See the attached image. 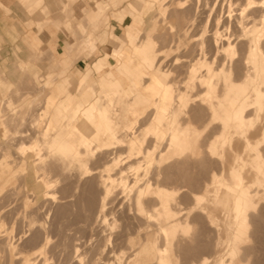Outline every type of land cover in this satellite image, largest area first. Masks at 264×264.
Returning a JSON list of instances; mask_svg holds the SVG:
<instances>
[{
    "label": "bare ground",
    "instance_id": "obj_1",
    "mask_svg": "<svg viewBox=\"0 0 264 264\" xmlns=\"http://www.w3.org/2000/svg\"><path fill=\"white\" fill-rule=\"evenodd\" d=\"M232 3L228 1L227 7ZM238 10L234 18L238 33L233 32L236 34L231 33V36L229 33L226 45L222 43L223 46L218 47L221 50H200L199 58L190 54L193 51H186L189 54L184 59L180 56V61L176 57L166 70L159 62L170 50L158 56L147 39L141 46H134V52L139 56L136 65L131 64L130 58L122 60L119 47L107 48L97 54L95 43L89 44L80 53L82 56L95 54L94 64L93 67L83 68L80 77L76 76L75 91L69 90V74L66 73L71 64L52 66L54 68L49 74L52 79L43 82L42 86H53L54 90V78L59 76L61 81L57 84L55 97L50 98V104L45 108L42 129L37 132L38 136L30 132L25 134L28 136V144L22 141L15 149L23 163L26 162L24 154L32 153L33 176L41 186L44 199L50 198V189L55 181H51L49 172L59 170L61 176L57 172V179L58 175L63 176V179L70 178L67 174L72 176L71 198L75 199L71 204L59 206L60 218L66 216L70 208L79 209L84 215L89 212V219L86 218L88 224L81 227L76 225L80 227L78 232L84 235L77 238L78 244H73L70 254H65L63 264H113L110 259L115 261L114 264H208L211 258L213 264H236L240 260L239 251L247 250L246 245L244 248L241 245L249 240L251 231L256 235L255 229L251 228L257 224L255 220L251 224L250 220L257 209L259 194L264 193V148H260L264 142V128L258 131L255 127H259L257 119L264 112V0H242ZM227 12L226 19L229 21L231 14L229 10ZM85 25L79 22L76 33L72 34L73 42L64 41L68 48L63 55L55 56L54 53L55 59L61 60L71 54L78 48L76 45L81 38L85 44L89 43V38L83 35ZM214 39L217 48L219 42L216 37ZM126 40L131 41L128 36ZM241 46L244 50H238ZM105 53L113 58L114 63L107 61L105 64L98 60ZM52 58L50 61L58 65L57 60ZM144 75L148 78L147 82L144 81ZM102 77L105 83L100 81ZM149 110V119H145L147 122L144 124V117L140 121L143 123L139 122L141 126L136 129L139 117ZM16 116L23 118L22 113ZM39 120L34 117L32 125H38ZM4 125V135L10 133L13 139L19 134L20 138H25L18 129V132H11ZM250 132H259L260 140L252 142ZM237 143L241 144V153L234 148ZM120 147L128 149V152L124 150L128 153V159L133 156L139 158L138 163L133 161V166L124 167L133 171V179L125 178V169H121V166L118 168L121 157H117L114 150ZM113 154L116 156H113L112 162H106L100 168L89 167L90 161L98 156L110 159ZM180 188L184 191L181 199H192V206L183 214L184 219L176 216L174 208L178 203H175V193ZM67 196L70 197V192ZM110 206H113L112 210ZM118 206L126 220L132 222L134 218L138 219L135 221L138 222L136 230L133 227L137 231L135 236L127 233L131 228L129 224L130 227L123 226V232L129 235L121 243L124 246L120 244L123 247L110 233L106 236L104 231V228L116 223L111 215ZM220 209L229 216V221L223 223V226L214 212ZM79 216L72 218L71 222L85 223L81 219H85L88 214L80 219ZM33 222L37 223L31 218L29 223ZM32 225L29 226V232ZM39 227L44 233L43 240L36 242L39 245L28 252L18 250L19 243L9 239L7 264H46L47 258L44 255L48 254L46 247L49 237L47 228L42 224ZM97 227L103 230L98 231ZM87 229L92 231V235H88ZM7 230L9 234L12 226ZM134 230L130 232L135 234ZM119 233L120 240L122 230ZM93 236L96 238L93 239ZM178 236L181 240L185 239L187 244ZM177 237L180 241L176 242ZM32 239L34 241L36 237ZM159 241H162L161 245ZM224 245L227 249L226 260L220 256L218 249ZM39 257H42L41 263L38 262ZM13 259L17 261L14 263Z\"/></svg>",
    "mask_w": 264,
    "mask_h": 264
},
{
    "label": "rangeland",
    "instance_id": "obj_2",
    "mask_svg": "<svg viewBox=\"0 0 264 264\" xmlns=\"http://www.w3.org/2000/svg\"><path fill=\"white\" fill-rule=\"evenodd\" d=\"M126 1L127 0H125V3L123 6H125V4L126 5L128 4V2H126ZM131 1L136 3V6H139L140 4H142V0H131ZM228 1H232L233 3L227 7ZM139 2H140V4H137ZM236 2H239V3H236ZM146 3H148V2H146ZM241 3H242V0H235V1H233V0H161L159 4H155L153 7H151V10L149 12L146 11V5H145L144 8L141 10V14L143 16V23L141 25V30L145 31V29H149L151 27V25H152V27L148 30V32L145 35L142 34V37H143V35L145 37H146V35H151V37H149V38L143 37V38H140L139 40H134V39L132 40L129 32L127 34L126 33L123 34L122 29L125 28V26L123 24H122V28L120 26L118 28L119 31H122L121 34H119L118 30L112 31L111 30L112 27L109 25L107 18H106V15H105L106 10H104V8L101 5L96 4V10L93 12V14L105 17L106 20L104 19V22H105L104 26L108 27V29L111 30V33H110V31L107 33V37H108V34L110 33V37H109V41H107V45L110 44L111 46L110 45H108V46L102 45L101 47H97V54H99V53L101 54L107 48L111 49L112 47H115V48L119 47L118 48L119 54L122 57V60L130 58L131 64L136 65V63L139 59V56L134 52V50H135L134 46H137V47L141 46L142 43L147 39L146 41H149L152 44V47H153L152 50L157 51L158 56L161 55L160 54L161 52L166 51V50H170L167 55H164V57H161V58L158 57V60H159V58L161 59V61L159 62V63H161V67L163 66L164 70H166L167 67L170 68L169 66L171 65L172 61L174 59H176V57L178 59L180 58V61H181V57H182V59H184V57L187 54H189L187 52L193 51L190 54H192L193 56L195 55L194 57L199 58L200 53H201L200 50H205V51L208 49L209 50H213V49L214 50L215 49L221 50V49H218V47L219 46L222 47L223 46L222 43H224V45H226L225 43L227 42V39L229 37V33H230V36H231V33L233 34V32L238 33V29H237L236 25L234 24L235 23L234 18L237 16V14L239 12L238 8H239ZM162 7H163V10H162V13L160 15L158 9L162 8ZM112 8H116V7L110 5L109 8H107V10L111 11ZM232 9H233V11H232ZM228 10H229V14H231V18L229 21H228V19H226L228 16V12H227ZM118 12H119V10H114L111 14L116 15ZM221 15H223V16L221 17ZM218 17H220V18H219V22L217 23ZM206 18L208 21L206 20ZM85 19H86V16H85ZM128 19L129 18H127V20H125V23L128 22ZM63 24L66 26V23H62L61 25L60 24L57 25V27L58 28H60V26L63 27L64 26ZM227 25L229 27L225 28V26H227ZM65 26L63 27V29L66 32L67 37H64V39L67 41L69 39L73 40L72 34L74 32L76 33L77 30L74 27L69 29V28H65ZM78 26H79V24H78ZM248 26H250L249 23H248ZM85 27H86V25H85ZM93 31H94L93 29L88 30V31L85 30L83 33V35H86L87 37H89V43L88 44H85L84 39L81 38V40H79L80 41L79 43L76 41L77 42L76 46L78 48L80 46H82L84 49L89 44L92 45V43H95V40L92 39V32ZM62 32H63V30H62ZM65 32H63V33H65ZM214 33H215V36H214ZM216 34H218V35L216 36ZM234 34H236V33H234ZM126 36L130 37L131 41L128 42V40H126ZM211 36H213V37H211ZM214 37H216L218 39V42H219L217 44V48H215V46H214V40H215ZM219 37H220V39H219ZM210 39H212L213 43ZM220 41H221V43H220ZM115 42L119 43L120 45H118L117 47L113 46V45H115ZM197 42H198V44H197ZM240 43H243V42H240ZM66 48H68V46L65 47V45H63L61 52H59L57 54H54V52H53L52 55L50 54L48 57L49 60L52 58L53 54L55 56L63 55L65 53ZM75 49H74V51H75ZM239 49L244 50V47H242V46L238 47V50ZM67 50H69V49H67ZM196 50L198 52H196ZM79 51L81 52L82 50H79ZM67 52L68 51H66V53ZM60 53H62V54H60ZM105 54L103 55L104 59L102 57V58H99L98 60H100L102 63H105V64L107 63V61L111 64L114 63L113 58H111L108 54H106V55ZM127 54L129 56H127ZM93 55L94 54H92L89 58H87L86 62L90 61L94 57ZM55 56H53L52 59L57 60V59H55ZM82 57H83L82 55L78 56L77 58H75L72 61V63L76 59H79ZM85 57H87V56H85ZM93 60H94V58L90 61V63L86 64L84 68L93 67V64H94ZM51 62H52V60H51ZM54 62H52L53 63L52 66H60V67L66 66L63 63H61V60L59 58L57 60L58 63L56 62V64H58V65H54L55 64ZM52 66H51V64H49L46 61V70H45L46 74L39 75L38 77H35V78L34 77L33 78L27 77L25 82H23L22 84L20 83V84L15 85V86L14 85L13 86L9 85L8 87H4L3 85H2L3 87L0 86V170H1L0 171V253H1L0 254V264H7V262H6L7 257H8L7 243H8L10 238H11L10 241H14L15 243L17 242V244L19 243L18 244L19 247L17 246V248L20 251L24 252V250H25V252H28V251L32 250L33 247H34L33 249H35L36 246L39 245V244L36 245V242L40 243L43 240V234L44 233L41 231L42 230V229H40L41 227H39L41 224L47 228L46 233L48 234V237H49V239L47 241L48 242L47 247H46V249H47L46 253H48V254L44 255V257L47 258L46 264H63L62 260H64L63 258L65 257V254H70L71 249L73 247V244H78L77 238L78 237L80 238V237H82V235H84V234H82L81 231H80L81 233L78 232L80 230L79 228L84 224H88L87 223L88 220L86 222V218L89 219L88 218L89 212L86 210H85V212H88V213H85V215L88 214L87 217H85V215L82 213V211H80L79 209H76V208H70L68 214L66 216H64L63 218H60V216L58 215L60 205L64 206V205H67V203L71 204L73 202V200L75 199V197L71 198V196L73 195L72 194V192H73L72 181L73 180L71 179L72 176L70 174L66 173L67 175L70 176V178L64 177V179H63V176L60 177L61 172H59V170H57V169L54 170L55 168L54 169L51 168V170H54V171L49 172L50 173L49 176L51 178V181L55 180L54 186L50 189V192H52V194L49 195L50 198L44 199V197H42L41 186L35 182V178L33 176V166H32L33 156H32V153L26 152L24 154V159L26 161L25 162L26 164H25V163H23L22 158L16 153V149H15L16 146H18L22 141L24 144H28L27 143V142H29L28 136L25 134L30 132V133H36L37 134L36 136H38L37 132H40L42 129V125L44 124V120H42V118H43V115H46V109L45 108L48 107V104H50V98L55 97L57 84H58V82L61 81V78L59 76L54 78V80H55V81H53V84L55 86L54 90L52 89L53 86H49L48 88H45L42 86L43 82H46V81L52 79V77H50V75H49V74H51V72H50L51 69L54 68ZM48 70H49V72H48ZM66 73L69 74V78H71L70 77L71 72H70L69 68H67ZM79 74H80V71H77L76 76L80 77L81 74L80 75ZM142 74H144V73L142 72ZM44 78H45V80H44ZM147 79L148 78H146V76L144 75V81L147 82ZM100 81L102 83L106 82L103 77L100 79ZM36 92H38V93H36ZM37 96H38V98H37ZM35 99H37L38 101L37 100L34 101ZM35 103H36V105H35ZM25 106H26V108H25ZM21 107H22V109H21ZM28 107L30 108V110L32 109L31 112H30ZM42 108H43V110H42ZM26 112L27 113L29 112L31 114H29V113L26 114ZM149 112H150V110L146 111L142 117H139V120L137 123L138 126L137 125L135 126L136 129H137V127L141 126L140 123H143V122H140V121H142V119L144 117H145L144 118V124L147 122V120L149 119V115H150ZM19 113L23 114L22 119H20L18 116H16V115H19ZM14 116H15V118H14ZM259 116H258L259 120L257 119V125L259 124L258 125L259 127L257 128V126H255L256 130L258 129V131L261 128H264V112H261V114H259ZM34 117H38L40 119L38 125H32ZM146 118H147V120L145 121ZM23 119H24V121H23ZM4 124L7 125V128L11 132H13V131L18 132L19 131V133L25 135L24 136L25 138L21 137L22 138L21 139L19 134H18L19 138L16 134L17 138L15 136V138H13V139L11 138L10 133H9V135H7V134L4 135V132H3L4 126H5ZM144 124H142V126ZM16 129H18V131ZM20 130H21V132H20ZM135 131L136 130H133V132H135ZM250 136L252 137V139H251L252 142H257L261 138V136L259 135V132H257V133L252 132L250 134ZM7 137H9L10 141ZM128 138H129V136H128ZM235 138H234V140H236ZM263 143L260 145V148L262 150L264 148ZM234 148L238 153H241L242 150L240 151V149H242V147H241L240 143L234 144ZM116 150H114V153L117 155V157L118 156L121 157V158H119L121 163H119L118 168L120 166H121V169L122 168L125 169L124 167H127V166L129 168V166H133L135 163H138L139 158H135V156H133L131 158L129 157V159L127 158L128 153H126L124 151V150H126L128 152L127 148L124 149V147L123 148L120 147ZM115 154L110 156L109 157L110 159H108V157L105 158L104 156L99 158V156H98V158H95L93 161L91 160L92 162L90 161L89 167L91 169L100 168L101 166L104 165V163L110 162V161L112 162L111 159H113L116 156ZM133 161L135 162L134 164H133ZM114 169H115V167H114ZM38 172H40V171H38ZM57 172H59V174H60V176L58 175V177L60 179L59 178L57 179V174H58ZM124 172H125V178L129 177L128 178L129 180L133 179L132 177H134V175H133L132 170L130 171V169L126 168ZM63 174L65 176V173H63ZM67 178H69V179H67ZM60 180L62 182H60ZM55 186L56 187L58 186V188H56ZM171 186L175 187V185H171ZM52 189H53V191H52ZM182 190H183V188H180V189H178V191H176L175 194L177 197H176L175 203L176 202H178V203H176V205H174V206H176V207H174L175 212H176V216H178V217L181 216V218L185 215V212H187V209L192 206V204H191L192 199L191 200H190V198L181 199V197L183 198L182 193H184V191H182ZM180 191H181V193H180ZM63 192H65L66 194L65 193L63 194ZM69 192H70V197L67 196L69 194ZM177 193H179L180 195ZM64 196H66V197L64 198ZM258 197H259V198H257L258 206H257V209L251 215L252 219L250 218L251 219L250 221H252L251 224H253L255 222L258 225V227L260 226L259 227L260 229L256 228L257 225H255V224L252 225L253 228H251V230L255 229L254 232L256 235H254L253 231L250 230L251 232L249 233V235H250L251 239L248 238L249 240H246L247 242L244 241L241 245V247H243V248L246 245L247 250L245 249V251H247V253H245V251L243 249L240 250L239 256H238L240 258V260H238L236 262V264H264V250H263L264 249V226H263L264 225V218H263L264 217V193L261 192ZM63 199H64V201H63ZM71 199H72V201H70ZM112 207L113 206H110L111 210H112ZM56 212H58V213H56ZM76 212H77V215H75ZM113 212H114L113 215L115 217L113 215H111V216H112V218H114L116 223L113 224L112 218L108 215L107 218L109 217V219H110L109 221L110 222L112 221L111 222L112 226L107 228V229L104 228V231H106V236L109 235V233H110L112 235L113 239L114 238L117 239V242L120 245L121 243L124 242V238L126 236H129V235L135 236L137 234V231H135L136 230L135 228L138 226V224H137L138 222H135V221H138V219L136 220V218H134L132 220V222L126 220V218H124V216L122 214H120L121 211L119 209V206L115 207ZM214 212L217 215L218 219L221 221L220 223L222 224V226L224 225L223 223L226 224L229 221L228 214L225 213L224 211H222V209L215 210ZM78 213L81 216H79ZM253 215H254V218H253ZM261 215H263V216H261ZM75 216H79V219L82 217H85V219L84 218L81 219V221L83 220V221H85V223L84 222H78L76 224L72 223L71 221H73ZM65 217H66V220H65ZM31 218L33 220L37 221V223L33 222L30 224L29 221L31 220ZM182 219H184V217ZM223 219H225V222H222ZM253 220H255V221L253 222ZM257 221H259L261 223H259ZM110 222H108V223H110ZM77 224L79 226L80 225L81 226L80 227L76 226ZM128 224L131 226V228H129L130 226ZM30 225H32V227H30L31 228L30 230L32 232L31 231L29 232V230H28ZM124 225L129 226L128 227L129 230L127 231V233L128 234L132 233L133 235L132 234L126 235V232L125 233L123 232L124 231V229H123ZM11 226H12V230L10 231V233H9L10 236L8 237L9 234L7 233L8 232L7 229H8V227H11ZM133 227L135 230L133 229ZM76 228H78V229H76ZM86 228H88L87 225H86ZM73 230H75L74 231L75 233L78 232L80 235L78 233L74 234ZM97 230L99 231V230H103V229L98 228ZM121 230L123 233L121 237L123 239L120 237V240H121L120 241L118 238L121 235V233H119V232H121ZM130 230H132V231L134 230L135 234L132 231L130 232ZM86 231H87L88 235L89 234L92 235V231H90V229H87ZM257 232L259 233L260 236L258 235ZM33 233H34V236H33ZM104 233L105 232H103V234ZM35 234H36V236H35ZM93 234H94V232H93ZM113 234H114V236L117 235V237L116 236L114 237ZM154 234H156V233H154ZM85 235L87 236L86 233H85ZM31 237L32 238L36 237V239H34V241H33V239ZM178 237H177L176 242L181 240L180 237H179L180 240H178L179 239ZM94 238H96V237L93 236V239ZM209 239L211 240L212 238H209ZM215 239H213V241H215ZM222 239H223V237H222ZM31 240H32V242H31ZM125 240H126V238H125ZM181 241H183L185 244H187L185 239H182ZM33 242H35V243H33ZM117 242L116 243L114 242V244L117 245ZM161 242L162 241H159V243H160L159 245L162 244ZM222 242L224 244V239L222 240ZM114 244L112 245V247L115 246ZM121 245L124 246V244H121ZM123 246H121V247H123ZM20 247H21V249H20ZM113 248H115V247H113ZM174 248L175 247L173 246L172 249H174ZM220 248H222V246H220L218 248L220 251V254H221L220 256L224 257L226 260L227 259L226 246L224 245L221 250H220ZM109 249L113 250L112 248H109ZM111 250H109V251H111ZM66 251H67V253H66ZM123 251L124 250H122V252ZM124 252H127V251L125 250ZM1 256L4 259H2ZM39 258H38L39 261H38V259L36 261L41 263L42 257H39ZM198 259H196V260H198ZM211 259H210L208 264H213V262L211 263V261H213V258H211ZM1 261H2V263H1ZM16 261H17L16 259H13L14 263ZM110 261H113V264L115 263V261L113 259H110Z\"/></svg>",
    "mask_w": 264,
    "mask_h": 264
},
{
    "label": "crops",
    "instance_id": "obj_3",
    "mask_svg": "<svg viewBox=\"0 0 264 264\" xmlns=\"http://www.w3.org/2000/svg\"><path fill=\"white\" fill-rule=\"evenodd\" d=\"M160 1L161 0H142V4L139 2L137 4L140 5L136 6V3L133 1L127 0L126 2H128V4L123 6L125 0H0V86H15L25 82L27 77L35 78L39 75L46 74V61L51 64V66L53 65L48 58L49 55H52L53 52L55 54L61 52L65 42H73L71 39L68 41L64 39V37L67 36L63 27L60 26V28L56 30L57 25L62 21L66 23V28L71 29L74 27L76 30L79 22L87 23L85 30H94L92 32V39L95 40L97 49V47L107 45L111 30L119 31L118 28L119 26L122 28V24L125 26V28L122 29L123 34L129 32L132 40H139L145 37L144 35L152 25L149 29H145V31L141 30V25L143 23L141 10L146 5V11L149 12L151 7L155 4H159ZM96 3L106 10L105 15L109 25L112 27L111 30L104 26L105 17L96 15L94 18L93 12L96 10ZM38 5L41 6V8ZM110 5L116 8H112L111 11L107 10ZM31 7H33V9ZM163 7L158 9L160 15ZM114 10H119V12L116 15H112L111 13ZM28 13H30V15ZM42 14L46 15V17ZM127 18H129L128 22L125 23ZM41 19L44 20L42 21ZM57 21H59L58 24ZM41 23L43 25H41ZM54 24H56V27H53ZM62 30L65 33H63ZM109 31L110 33L107 37ZM121 32L122 31H119V34H121ZM142 34H144L143 37ZM25 43H28V45ZM118 45L120 44L115 42L113 46L117 47ZM79 50L85 49L80 46L66 58L61 59V63L64 65L71 64L68 67L71 72V78H69L70 91H75L77 71H81L85 65L90 63L94 58L86 62L87 58L92 55L90 54L87 57L83 56L82 58L76 59L72 63L75 58L81 56ZM38 57H40L41 60Z\"/></svg>",
    "mask_w": 264,
    "mask_h": 264
}]
</instances>
